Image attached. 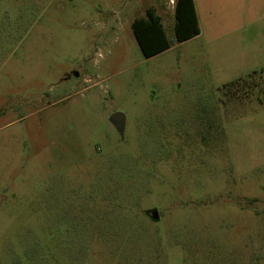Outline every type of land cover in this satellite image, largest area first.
Wrapping results in <instances>:
<instances>
[{"label": "rangeland", "instance_id": "obj_1", "mask_svg": "<svg viewBox=\"0 0 264 264\" xmlns=\"http://www.w3.org/2000/svg\"><path fill=\"white\" fill-rule=\"evenodd\" d=\"M111 2L0 0V264H264L256 26L178 44L163 0Z\"/></svg>", "mask_w": 264, "mask_h": 264}, {"label": "trees", "instance_id": "obj_2", "mask_svg": "<svg viewBox=\"0 0 264 264\" xmlns=\"http://www.w3.org/2000/svg\"><path fill=\"white\" fill-rule=\"evenodd\" d=\"M173 18V34L176 43H182L199 34L193 0H177ZM131 28L142 55L146 59L171 47L172 43L167 37L161 22V17L156 13L153 7H148L146 9L144 18L135 19L131 23ZM248 76L253 79L256 78L257 81H264V69L260 72H252ZM255 85V88H257L255 90H258L260 93L264 92L260 84L257 83ZM252 90L253 89L248 92L255 91Z\"/></svg>", "mask_w": 264, "mask_h": 264}, {"label": "crops", "instance_id": "obj_3", "mask_svg": "<svg viewBox=\"0 0 264 264\" xmlns=\"http://www.w3.org/2000/svg\"><path fill=\"white\" fill-rule=\"evenodd\" d=\"M111 1L112 0H100L101 6L104 9L111 8ZM115 1H118L119 3L125 1L123 5L125 8L130 5V0ZM224 1L225 0H193L199 33L201 30V23L207 27L210 26L214 32L225 29L224 27H228L226 25H230L229 23H233L236 27L251 23L256 26L254 29L257 28L255 34L257 42L255 43V46L264 47V28H261L264 27V0H236L234 1V4L237 6L220 7ZM132 5H134V3H132ZM81 6L82 12L86 15H91L93 13L94 7L87 1L81 3ZM87 21V18H84L81 20V24L86 25ZM242 28H247V26Z\"/></svg>", "mask_w": 264, "mask_h": 264}, {"label": "water", "instance_id": "obj_4", "mask_svg": "<svg viewBox=\"0 0 264 264\" xmlns=\"http://www.w3.org/2000/svg\"><path fill=\"white\" fill-rule=\"evenodd\" d=\"M110 122L114 124L118 129H121L123 126V115L121 113H113L110 116ZM152 218L157 219V213L152 211Z\"/></svg>", "mask_w": 264, "mask_h": 264}, {"label": "built area", "instance_id": "obj_5", "mask_svg": "<svg viewBox=\"0 0 264 264\" xmlns=\"http://www.w3.org/2000/svg\"><path fill=\"white\" fill-rule=\"evenodd\" d=\"M163 1H164L163 3L166 6V8L171 10L172 13H174L177 0H163Z\"/></svg>", "mask_w": 264, "mask_h": 264}, {"label": "flooded vegetation", "instance_id": "obj_6", "mask_svg": "<svg viewBox=\"0 0 264 264\" xmlns=\"http://www.w3.org/2000/svg\"><path fill=\"white\" fill-rule=\"evenodd\" d=\"M145 11H146V9H145ZM134 20H135V19H134ZM134 20H133V21H134ZM133 21H132V22H133ZM152 211H153V210H149V211H147V213H148V216H149V217H151V218H152V214H151V213H152ZM155 220H157V219H155Z\"/></svg>", "mask_w": 264, "mask_h": 264}]
</instances>
